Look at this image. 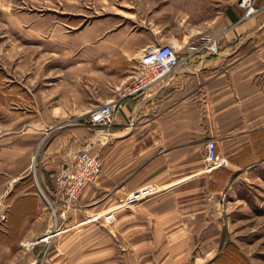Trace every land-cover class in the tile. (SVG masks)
I'll use <instances>...</instances> for the list:
<instances>
[{
    "label": "rangeland",
    "instance_id": "1",
    "mask_svg": "<svg viewBox=\"0 0 264 264\" xmlns=\"http://www.w3.org/2000/svg\"><path fill=\"white\" fill-rule=\"evenodd\" d=\"M200 12L176 0H0V264H80L73 259V243L65 244V256L56 255L55 240L68 234L64 223L72 207L59 209L53 203L52 215L44 194L51 193L53 174L62 164L59 153L67 148L66 137L57 131L66 123L58 122L84 116L90 104L118 94L132 72L133 55L145 46H170L179 58L191 54L209 39L200 31L202 23H195L193 15ZM130 46L142 48L130 53ZM255 79L261 93L264 68ZM77 148L71 141L68 151ZM215 154L224 159L216 148ZM238 154L240 169L233 172L225 159L224 167H204L212 176V224H201L195 232L217 237L177 244L179 250L184 246L180 264H264L263 139L251 140ZM228 178L236 181L226 193ZM29 180L40 201L39 214L23 223L15 216L17 226L10 230L15 186L20 192ZM54 223L57 236L52 239L53 232L46 244L36 243L53 231ZM87 260L93 259L84 264ZM114 264L138 260L120 258Z\"/></svg>",
    "mask_w": 264,
    "mask_h": 264
},
{
    "label": "crops",
    "instance_id": "2",
    "mask_svg": "<svg viewBox=\"0 0 264 264\" xmlns=\"http://www.w3.org/2000/svg\"><path fill=\"white\" fill-rule=\"evenodd\" d=\"M176 1L202 9L193 15L195 23H202L200 31L207 38L217 40L218 54L195 53L198 46L180 57L182 64L160 86L120 101L106 132L79 125L82 114L58 122L66 123L57 131L66 137L63 145L67 147L60 154L59 146L58 163L69 161L83 148L100 163L99 176L66 214L68 234L55 240L58 256H65V244L73 243V259L80 264L89 258L93 260L85 264H114L120 258L138 260V264H180L184 246L179 250L177 244L217 237L209 232L199 237L195 232L201 224H212L208 217L212 176L203 170L204 141L214 139L218 155L231 172L240 169L242 147L259 137L264 144V90L260 93L255 79L264 68V42H259L264 35V11L241 19L236 0ZM137 48L142 47L130 46V53ZM97 106L90 104L82 113ZM253 124L261 130L252 131ZM71 141L79 146L75 151H68ZM235 181L228 178L226 193ZM41 182L47 191L46 180ZM29 188L21 190L23 194L18 191L11 203L33 197L34 215L39 214L40 201ZM44 194L52 205L51 193ZM134 195L139 197L134 200Z\"/></svg>",
    "mask_w": 264,
    "mask_h": 264
},
{
    "label": "built area",
    "instance_id": "3",
    "mask_svg": "<svg viewBox=\"0 0 264 264\" xmlns=\"http://www.w3.org/2000/svg\"><path fill=\"white\" fill-rule=\"evenodd\" d=\"M235 6L242 11L241 19H247L264 11V0H236ZM217 40L209 38L199 50L210 55L217 54ZM133 69L127 78V83L116 95V98L105 104L98 105L86 115L79 118L78 124L97 132H106L111 126L113 114L121 100L129 97H138L150 88L161 85V82L170 76L182 61L170 46H154L142 49L133 56ZM203 162L207 168H221L226 166L224 159H217L215 142L207 139L203 144ZM100 173V163L96 156L91 155L87 149L76 150L69 161H64L56 169L52 177L51 198L55 205L61 209H69L76 202L79 195L91 185ZM139 195H134L133 199ZM51 214L56 209L48 205ZM56 234L55 223L53 231L42 235L36 243L50 241L52 234Z\"/></svg>",
    "mask_w": 264,
    "mask_h": 264
},
{
    "label": "trees",
    "instance_id": "4",
    "mask_svg": "<svg viewBox=\"0 0 264 264\" xmlns=\"http://www.w3.org/2000/svg\"><path fill=\"white\" fill-rule=\"evenodd\" d=\"M18 185L15 186L16 191H19L18 189L20 187ZM31 185H32V183L29 180L27 187L29 186L30 188H29L28 192L29 193H35V190L33 189V187ZM35 204H36V200L33 197H22V198H18L16 200H14V202L12 203V205L10 207V215H9L10 230L13 226L14 227L17 226V224L13 225V223H12V220L15 219V216L19 222H22L23 219L26 218L27 216L34 215ZM2 235L3 234L0 233V236H2Z\"/></svg>",
    "mask_w": 264,
    "mask_h": 264
}]
</instances>
